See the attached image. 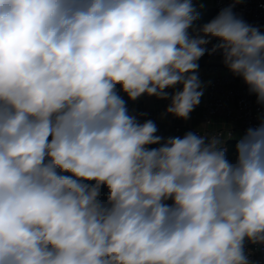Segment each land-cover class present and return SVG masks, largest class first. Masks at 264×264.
Here are the masks:
<instances>
[{
	"label": "clouds",
	"instance_id": "9594fccd",
	"mask_svg": "<svg viewBox=\"0 0 264 264\" xmlns=\"http://www.w3.org/2000/svg\"><path fill=\"white\" fill-rule=\"evenodd\" d=\"M234 6L198 24L194 0H0V264H253L264 113L229 158L221 134L164 138L120 95L187 121L219 55L264 109V32Z\"/></svg>",
	"mask_w": 264,
	"mask_h": 264
},
{
	"label": "built area",
	"instance_id": "2783aa9c",
	"mask_svg": "<svg viewBox=\"0 0 264 264\" xmlns=\"http://www.w3.org/2000/svg\"><path fill=\"white\" fill-rule=\"evenodd\" d=\"M200 2L201 0H194L196 4ZM233 3H235L233 11L236 15L243 18L247 23L260 27L261 31L264 32V0H238V2H235V0H214V9L219 13L221 9ZM209 57L220 60L221 66H224L219 55ZM219 70L220 68L216 65H208L201 71L199 77L204 79L206 84L205 98L201 99L196 109L201 110L199 118L205 125L204 128L199 130L214 131L221 134L226 147L228 142L235 141L236 135L240 137L249 127L256 126L259 123L258 115L264 113V109L256 104L254 95H249L247 86L240 78L234 77L228 69L224 73H219ZM166 91L171 93L172 90L168 89ZM120 95L125 100L128 109L133 110L138 103V99L131 101L126 94L120 92ZM146 97L147 95H143V98ZM162 102L165 106H168L170 100H162ZM143 114L139 116L140 122L143 123L149 119L154 121L158 128L157 135L162 137L168 132L183 136L185 132L196 129L182 126L179 123L167 124L160 122L158 120V109H151ZM191 116L196 118L197 114L193 113ZM215 116H222L228 123V127L211 128L210 125ZM229 133L233 139H228ZM149 147H157V145ZM245 251L253 264H264V246L246 242Z\"/></svg>",
	"mask_w": 264,
	"mask_h": 264
},
{
	"label": "crops",
	"instance_id": "0c3cea01",
	"mask_svg": "<svg viewBox=\"0 0 264 264\" xmlns=\"http://www.w3.org/2000/svg\"><path fill=\"white\" fill-rule=\"evenodd\" d=\"M201 3L204 5V8L201 10L200 17H203L208 11L215 10L214 0H201L199 4ZM198 64H199V75L201 71L203 70V68L208 65L218 66L220 68L219 73H224L227 70L223 65L221 66L220 60L212 59L207 54H205V56H203L198 61ZM199 78L203 83H205L204 79H202L201 77ZM204 98H205V92L201 99L203 100ZM166 108L167 106L163 104L162 100H158L155 97H149V96H147L146 98H143V95H142L141 97L138 98V103L136 104L135 108L129 111L132 114L139 115L151 109H158L159 110L158 120L162 123H167V124L179 123L182 126L196 128V129L199 128L200 126L201 127L199 129H202L205 127L202 120L199 118V115L201 113L200 109L195 108V110L190 114V118L187 121H184V120L175 118L171 115L165 114ZM193 113L197 114L196 118H193L191 116ZM210 127L213 129L214 128H226L228 127V123L225 121V119L222 116H215L212 119V124L210 125ZM169 136H182V135L168 132L164 135V138H167ZM236 138H239V136L236 135ZM231 142H236V139L235 141H231ZM168 203H171V201H168Z\"/></svg>",
	"mask_w": 264,
	"mask_h": 264
},
{
	"label": "trees",
	"instance_id": "16d2710c",
	"mask_svg": "<svg viewBox=\"0 0 264 264\" xmlns=\"http://www.w3.org/2000/svg\"><path fill=\"white\" fill-rule=\"evenodd\" d=\"M217 11L216 10H211L208 11L203 17H200V20L197 22L198 24H203L206 23L208 21H210L211 19H213L216 15H217ZM119 86V85H117ZM236 142H228L226 145V148L228 150V156L229 158H231L233 152H234V146H235Z\"/></svg>",
	"mask_w": 264,
	"mask_h": 264
},
{
	"label": "water",
	"instance_id": "95a60500",
	"mask_svg": "<svg viewBox=\"0 0 264 264\" xmlns=\"http://www.w3.org/2000/svg\"><path fill=\"white\" fill-rule=\"evenodd\" d=\"M117 89L119 90V86H117Z\"/></svg>",
	"mask_w": 264,
	"mask_h": 264
}]
</instances>
